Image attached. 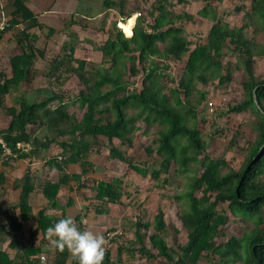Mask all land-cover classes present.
<instances>
[{"label":"trees","instance_id":"trees-1","mask_svg":"<svg viewBox=\"0 0 264 264\" xmlns=\"http://www.w3.org/2000/svg\"><path fill=\"white\" fill-rule=\"evenodd\" d=\"M131 1L104 0V7L115 11L121 20L120 25L114 20L108 27L106 22L101 26L103 38L96 48L102 54L100 62L90 52L83 57L75 55L78 42L69 41L63 45L65 53L52 55L49 70L43 72L35 68L41 52L35 35L29 32L42 26L25 15L20 6L15 10L9 23H25L27 27L17 36L21 52L12 58V77H3L0 83V108H5L11 117L9 125L0 130V138L17 160L28 158L31 152L23 149L27 146L39 151L42 146L59 147L60 158L56 155L46 161V166L56 170L58 176L40 186L53 207L59 206L58 193L70 181L76 183L77 192L91 190L87 198L91 200L90 207L85 208V213L92 208L96 214L104 215L109 214L111 207L132 206L131 202L125 203V199H132L124 182L126 174H115L111 180L98 178L92 187L87 182L99 169L91 156L101 155L103 150H108L107 160L127 165L134 174L152 181L154 189H165L176 175L188 176L184 186L176 187L180 191L179 218L187 231V241L180 243L174 238L169 243L173 227L159 207L151 219L137 217L134 223L130 222L135 231L134 243L121 231L122 235L105 245L103 264H123L135 260L138 254L153 264H264V78L256 74V62L264 58V0H249V6L235 7L236 13L244 12V22L234 27L220 19L219 10L212 3L221 4L223 0H203L205 4L197 15L212 26L205 42L199 43L191 41L186 30V22H193L194 16L188 11L176 12L174 0H135V4ZM136 13L140 15L135 17ZM131 19L135 20L133 34L127 36L122 26ZM65 24L71 28L74 21ZM225 52L236 58L243 95L241 100L218 106L214 117L247 112L254 116L250 129L255 138L248 148L239 147L247 151L239 170L232 168L223 156L215 159L207 154L209 143L226 133L218 126L207 133L209 120L200 115L207 98L206 92L198 89L200 81L232 85L234 73L230 65L222 62ZM182 61L183 67L179 64ZM172 64L182 70L179 78L167 74ZM39 75L48 81L51 96L32 103L19 98L6 108L5 97L22 83L31 84ZM74 77L78 90L68 86ZM254 90L262 111L255 104ZM55 102L57 105L52 106ZM72 109L84 111L82 117L79 119ZM155 124L161 128L159 133L153 135L149 144L139 142V146L148 155H155L156 163L139 165L132 148ZM240 136L236 132L229 146H238ZM72 164L78 165L80 173L66 172ZM33 179L28 171L18 181L22 186L18 205L21 220L10 223L13 229H20L23 221L35 219L30 204L35 189ZM74 202L73 196H69L63 207L66 210ZM220 204L227 206L218 210ZM81 217H76L80 224ZM60 218L41 210L35 219V233L42 232V240L47 239L46 228ZM231 220L241 228L239 234L224 228ZM115 231L106 230L105 237ZM32 237L31 234L27 256L42 250L32 245ZM55 258V264H68L70 253L55 250ZM73 259L72 264H78Z\"/></svg>","mask_w":264,"mask_h":264},{"label":"crops","instance_id":"crops-1","mask_svg":"<svg viewBox=\"0 0 264 264\" xmlns=\"http://www.w3.org/2000/svg\"><path fill=\"white\" fill-rule=\"evenodd\" d=\"M103 3L104 0H0V17L1 21L4 19L8 23L11 22L15 10L20 6L25 15L36 19L37 23L42 26L41 28H31L29 32L35 35L36 46L41 52V56H38L39 58L35 61V68L43 72L49 70L48 63L52 55L54 56L59 52L65 53L63 45L69 41L77 40L78 42L75 55L83 57L87 52H90L96 62L101 61L102 54L96 49L103 38L101 26L106 22L108 27L112 21L118 18H120L118 19L120 25L121 20L115 11L107 10ZM71 20L74 21V24L68 28L65 23ZM133 22L135 23V20L131 19L127 24L131 27L132 34ZM82 25L86 27L83 28ZM127 25L122 26V29L127 36H130L132 34L126 31ZM26 27L27 24L19 23L14 26L11 25L7 30L0 33V83H2L3 77H12V58L17 54L20 55L21 52L17 36L25 31ZM69 34H72L73 37L71 38ZM38 79H41L40 75L35 80ZM39 83L37 82L36 85L22 83L20 86L25 85L38 89L39 94L44 99L50 95L51 88L47 80ZM13 99L14 92L5 97L6 108L13 105ZM10 121L11 117L7 114L6 109L0 108V130L6 128ZM40 140L41 142L45 141L43 138ZM53 147L50 146L46 149L42 146L43 150L41 151L38 148L31 150L29 146L24 147L25 152L30 151L31 153L28 158L18 160L15 155L5 156L3 149L0 153V174L3 175V181L0 183V264H40V256L42 255L47 258L46 264H55V249L49 247L47 239L42 240V232L35 233L37 224L35 219L43 209H45L46 215L56 217H62L65 212L66 215H71L75 219L78 215H82V224L78 221L81 227L90 228L95 232L101 229L104 234L106 230L113 227V219H115L113 214L123 212L116 206L110 208L109 214L98 215L92 208L85 213V208L90 207L89 202L91 200L87 199L89 194H83V191L90 190L83 189L77 192L74 181H70L69 186H63L60 189L58 193L59 206H51L43 195L40 186L46 180L55 179L58 176L56 170H51L46 166V161L51 155H58L60 152L58 146ZM58 157L60 158V155ZM77 168L78 165L76 164L69 165L66 172L68 174L80 173ZM28 171L34 178L35 189L30 196V204L33 211L32 216L35 219L23 221L21 228L17 230L10 227V223L21 220L18 205L22 186L19 185L18 181ZM69 196H73L75 202L65 210L63 205ZM31 234L33 235L32 245L36 248H42V250L27 256V249H30L28 245ZM116 251L117 245L114 246L113 253L115 254ZM73 257L70 253L68 264H72ZM138 262L140 261L132 259L123 264H137Z\"/></svg>","mask_w":264,"mask_h":264},{"label":"rangeland","instance_id":"rangeland-1","mask_svg":"<svg viewBox=\"0 0 264 264\" xmlns=\"http://www.w3.org/2000/svg\"><path fill=\"white\" fill-rule=\"evenodd\" d=\"M187 4H177L176 0H174L176 12L188 11L190 14L194 16L193 22H186V30L188 37L194 43L205 42L207 39V34L209 29L212 26V23L200 18L197 15V11L203 7L205 2L203 0H188ZM135 0H132L131 3L135 4ZM176 2V3H175ZM130 3V2H129ZM212 3L218 8L220 19L228 22L232 27L240 26L243 24V14H238L235 12V7H247L250 4L249 0H223L221 4L216 1H212ZM133 6V5H132ZM136 13V17H137ZM120 19V18H118ZM117 19V20H118ZM134 23V22H133ZM135 24V23H134ZM249 34L253 33L251 30ZM261 41L262 38H259ZM185 59H183L184 61ZM180 62V66L183 67L184 62ZM222 62L226 65H230L231 70L234 73V78L232 80V85H216V81H210L208 83H204L200 81L198 83V89L205 91L207 94L206 100L201 105L202 112L200 115H205L209 120L207 124L206 132L209 133L213 129V127L218 126L219 128H223L225 130L226 136L224 137H216L209 143V148L207 150V154H209L212 158H220L224 157L230 162V165L235 170H239L241 165L244 162V158L246 157L247 151L241 150L239 147L248 148L249 142L253 141L255 138V134L251 131V123L254 116L251 113H242V114H229L228 116L214 117V113L218 106H225L228 103H233L237 100L242 99L243 91L240 83L241 73L237 71L235 66L236 58L225 52L224 58ZM176 64H172V68L168 70L167 74L172 75L173 77H180L182 70L177 69ZM256 74L262 78H264V58H260L256 62ZM41 79L35 80L32 82V85H36L37 82L46 81V79L40 76ZM138 86L140 82L137 81ZM78 80L76 77L69 81V87L75 90H78ZM19 86V89H16L14 92V103L19 98H25L29 102H38L42 100L41 95L38 92V89L33 88L31 86ZM48 89V88H47ZM49 90V89H48ZM57 105V103H53L52 106ZM200 107V108H201ZM205 107V108H204ZM201 110V109H200ZM71 112L75 113L76 116L80 119L83 115L82 110L72 109ZM161 128L158 124L152 125L148 128L147 134L140 137L139 141L134 144L132 148V153L135 155L136 163L142 165L143 163H156L157 157L155 155H148L142 147L139 146V142L143 144H149L151 142V138L153 135L159 133ZM240 132L242 136H240L238 143L239 145L230 147L229 142L232 139L233 135L236 132ZM117 145L120 144L119 141H115ZM55 146V147H53ZM53 148H56V145H52ZM57 150V149H56ZM104 152V153H103ZM101 155H92L91 160L99 166L96 175H92L90 178L88 177L87 182L90 184V187L93 186V183L96 179L102 178L105 180H111L112 176L115 174H126V179H124L125 184L128 186V189L132 193V199H125V203L129 204L131 202V207L121 209V207H117L122 213L117 212L114 215L113 219V227L117 231H125L127 234L125 235L130 242H135V231L132 226H130V222H135V218L141 217L145 220L151 219L153 213L157 208L162 207L165 212V220L166 222L173 227L170 231V236L168 241L172 244L173 239L177 238L180 243H185L187 241V231L183 227L182 222L179 218L180 207L179 202L177 200V195L180 191L176 187H182L185 185L186 179L188 176L176 175L173 177L171 184H168L165 189H154L153 182L148 178H143L134 174L133 171L128 169L127 165L118 162L116 160L111 161L107 160L106 156L108 154V150H103ZM51 155V157L56 156ZM80 172L79 167L77 168ZM174 167L171 169L170 174H173ZM83 194H91L90 191H83ZM84 201V200H82ZM227 204H220L218 206V210L226 208ZM116 212V210H115ZM228 232L239 234L242 230L235 220H231L230 223L224 227ZM174 230H178V233H175ZM115 231V232H117ZM97 233H103V231L98 230ZM113 233V232H112ZM105 236V234H104ZM107 244V242H106ZM105 244V245H106ZM139 248V245L136 247ZM136 261H140L137 264H153L152 261L144 260L140 254H138L135 258ZM199 264H218L216 262L208 263V262H200Z\"/></svg>","mask_w":264,"mask_h":264},{"label":"clouds","instance_id":"clouds-1","mask_svg":"<svg viewBox=\"0 0 264 264\" xmlns=\"http://www.w3.org/2000/svg\"><path fill=\"white\" fill-rule=\"evenodd\" d=\"M49 247L67 250L78 264H103L106 238L90 228H83L71 215H65L46 228Z\"/></svg>","mask_w":264,"mask_h":264},{"label":"built area","instance_id":"built-area-1","mask_svg":"<svg viewBox=\"0 0 264 264\" xmlns=\"http://www.w3.org/2000/svg\"><path fill=\"white\" fill-rule=\"evenodd\" d=\"M136 15V14H135ZM140 15V13L137 14V17ZM3 18V17H2ZM11 25L4 19L0 21V33L7 30ZM0 145L3 149L4 155L5 156H13L14 154L12 153V150L7 146L5 141L0 138ZM122 235L121 231L109 233L105 238L106 242L108 243L111 239L115 238L116 236ZM40 264H46L47 263V258L45 255L40 256Z\"/></svg>","mask_w":264,"mask_h":264},{"label":"water","instance_id":"water-1","mask_svg":"<svg viewBox=\"0 0 264 264\" xmlns=\"http://www.w3.org/2000/svg\"><path fill=\"white\" fill-rule=\"evenodd\" d=\"M50 93H51V92H50ZM48 96H51V94L48 95ZM254 101H255V104H256L257 108H258L260 111H262V109H261V107H260V105H259V103H258V99H257L256 91H255V90H254Z\"/></svg>","mask_w":264,"mask_h":264},{"label":"bare ground","instance_id":"bare-ground-1","mask_svg":"<svg viewBox=\"0 0 264 264\" xmlns=\"http://www.w3.org/2000/svg\"><path fill=\"white\" fill-rule=\"evenodd\" d=\"M135 17H136V15H135ZM126 31L129 32L130 34H132L131 27L129 25L126 26Z\"/></svg>","mask_w":264,"mask_h":264}]
</instances>
